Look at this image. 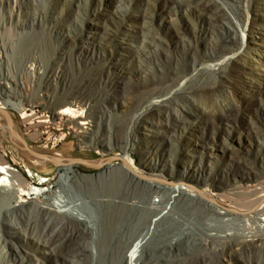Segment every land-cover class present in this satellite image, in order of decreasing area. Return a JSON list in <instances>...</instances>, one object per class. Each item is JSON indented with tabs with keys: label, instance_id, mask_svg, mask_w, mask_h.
<instances>
[{
	"label": "bare ground",
	"instance_id": "obj_1",
	"mask_svg": "<svg viewBox=\"0 0 264 264\" xmlns=\"http://www.w3.org/2000/svg\"><path fill=\"white\" fill-rule=\"evenodd\" d=\"M252 3L258 10L264 8V0H252ZM144 6L149 7L147 1ZM123 9L121 6L109 11L98 7L89 9L82 27L66 33L64 46L54 56L45 61L39 54L26 55L25 59L36 57L39 64L33 74L26 66L21 82L7 77L3 69L7 58L0 55L1 78L7 79L0 82V118L3 117L1 109L12 105L22 113L24 121L34 127L37 122L50 121L51 114L56 115L70 123L83 149L95 147L101 152L112 139V123L106 118L107 114L111 117V107L123 103L121 97H129L133 114L127 118V135L123 141L129 144L138 137V132L142 133L141 139L149 147L143 157L157 159L143 164L153 176L159 177L174 172L170 158L183 143L181 135L171 133L173 130L195 127L206 114L217 116L220 127L229 126L225 131L235 139L230 127L239 123L245 109L242 97L248 93H251L252 104L262 111L259 121H253L251 127L257 128V134H264V72H257L259 65L252 61L254 47L247 45L236 51V45L222 50L220 45H214L208 55L216 58L219 52L224 58L204 66H200L195 54L199 52L204 35L214 32L234 39L243 21L241 9L234 11L239 21L221 0H156L152 12L139 8L135 14L123 12ZM184 9L196 17L198 24L186 44L185 53L170 58L165 66H153L147 81L138 87L130 88L126 75L122 80L117 79L113 74L115 59L125 54L117 50L120 45L116 40L119 33H128L127 20L148 22L145 26L150 31L143 32L145 37L140 39L144 44L136 46L135 52L153 60L144 46H162V34L169 29L167 18ZM259 17L264 19L262 11ZM259 25L264 24L259 22L255 26ZM87 26L96 28L98 34L85 33ZM262 33L264 35V31ZM82 34L93 39L91 50L96 52L97 62L77 67L74 45L83 38ZM3 47L0 38V48ZM136 53L132 52L130 57H135ZM259 53L262 55L259 64H264V51ZM222 68L229 71L222 73ZM252 73H258V77L249 78L247 74ZM228 82L237 90L239 85L244 87L237 92L240 95L237 99L221 93ZM37 89L42 92L39 96L35 94ZM112 91L115 94L110 96ZM217 95H222L220 102L215 99ZM104 100H109L110 105L105 106ZM39 102L44 104L42 114L36 109ZM38 135V131L32 133L33 137ZM199 137L204 141L211 138L201 133ZM14 143L22 150L31 171L37 165L45 170L50 168V162L35 155L23 141L14 139ZM27 143L32 149L61 161L64 170L58 173L60 189L50 191L44 198L47 186L35 183L0 151V264H28V259H33L32 253L19 243L22 234L30 237V247L44 246L45 253L50 254L55 264H108L109 260L102 262V259L109 254V264H226L227 257L248 260L241 264H264V172L246 167L241 175L248 181L246 186L253 196L245 203L232 200L230 208L234 212H231L219 199L222 190L244 185L232 169L221 171V179L225 181L219 184L214 183L216 177L211 172L201 173V177L195 178L204 183L202 193L198 194L188 185L159 186L142 178L138 172L144 174V169L135 166L128 153L96 176H87L80 171L81 166L78 170L73 164L75 156L70 153V146L59 148L58 142L39 146L29 140ZM201 145L206 150H202L200 158L217 157L208 144ZM233 154L235 158H247L241 152ZM261 159L264 162V153ZM86 165L92 168L99 163ZM44 177L48 178L45 174ZM90 207L99 209L101 230L85 214ZM172 221L198 229L199 240L186 235L185 246L171 238L163 245L150 248L148 245L159 226ZM171 228L164 230L165 236L168 237ZM95 256L101 261L95 263ZM34 259L33 264H41L39 256Z\"/></svg>",
	"mask_w": 264,
	"mask_h": 264
},
{
	"label": "rangeland",
	"instance_id": "obj_2",
	"mask_svg": "<svg viewBox=\"0 0 264 264\" xmlns=\"http://www.w3.org/2000/svg\"><path fill=\"white\" fill-rule=\"evenodd\" d=\"M144 1H147L149 7L145 8ZM221 1L225 8L234 16L236 21H239L238 19L240 18L237 17L234 11L236 9H241L243 21L242 24H240L239 33L234 39L226 35L221 36V34L214 32L202 37L198 47L199 52L195 53L199 58L200 66L214 63L224 58V55H219V52L216 58H211L208 55L214 45H220V50L225 47L236 45V51H240L249 45L250 47H254L252 49L255 55L252 61L255 65H259L256 68L257 72H264V64H259L261 63L260 59H262V55H260L259 52L264 51V35L262 33V31H264V19H259V14L261 11L264 13V8L258 10L252 3V0ZM155 4L156 0H133V2L130 0H104L103 2H101V0H0V38H2L4 42V47L0 48V55L4 54L7 58V63L3 66V69L6 70L7 77L10 80L17 79L19 82L24 80L22 76L26 66L31 69L32 74L35 73L39 60L36 57L25 59L26 55L28 53L39 54L45 61H47L49 57L51 58L54 56L58 50L64 46L66 33L70 30L74 32L73 30L77 31L76 29H80L86 14L92 7H98L100 10L109 11L110 9L116 10L121 6L124 8L122 10L123 12L135 14L139 12V8L152 12ZM127 5L129 7H127ZM196 21V17L188 13L186 9L180 13L174 14L172 17H168L166 22L169 25V29L162 34V46L153 44L144 46L145 51H149L153 55V60H149L146 55L137 54L135 52L136 46H142L144 44V41L140 39L141 37H145L143 32L150 31L147 26H145L148 22L136 21L134 18L128 19L125 24V29L127 28L128 33H119L116 40L120 45L117 50L125 55L118 56L115 59L113 74L120 80L126 75L130 88L142 85L143 82L147 81L146 78L150 76L149 71L153 66H165L166 63H169L168 60L170 58L185 53L186 44H188L190 37H192V31L194 32L198 26ZM259 22L263 25L262 27L260 25L255 26ZM85 30V33L98 34L96 28H92V26H87ZM82 37L83 38H80L74 45V63H76L77 67L97 62L96 52L91 50L93 39L85 38V34H82ZM132 52L136 53L135 57H130ZM228 71V68L221 69L222 73H227ZM247 75L249 78L254 79L258 77V73ZM1 77L2 74L0 73V82L2 80H7ZM234 79V77H231V80ZM194 81L196 82L197 80ZM182 82L181 80V83ZM230 83L231 82H228L222 87L221 93H227V95L234 100L240 97L237 92L239 90H244V87L239 85L237 86L239 90H237L235 86L228 85ZM41 93L42 92L38 89L37 92H35L37 96L41 95ZM112 94H115V92L112 91L110 96ZM250 94L251 93H248V95L242 97L244 98L245 109L241 114L239 123L235 125L234 128L230 127V129L235 132V139L231 137L230 133L225 131L226 128L228 130L229 126L227 127L223 124V126L220 127L219 118L217 116H207L206 114L203 117V121H198L195 127H190L181 131L173 130L171 133L181 135L183 143L180 149L176 150L170 158L169 164L175 168L174 172H169L168 176L163 177L153 176L150 169L143 164L144 161L150 162L157 159L146 160L143 157L148 152L149 147L148 144L141 139L142 133L138 132V137L135 139L133 138L129 144L123 141L124 137L127 135V118L133 114V109L130 106L132 99L129 97H121L123 103L111 107V117H108L107 114L106 118H109L112 123V139L110 145L104 150H101V152H98L95 147L83 149L80 145V138L73 127L70 126V123L56 115L51 114L50 121L37 122V125L34 127L31 123L24 121L22 113L15 109L13 105L11 108L7 109L13 116L19 132L33 145L39 146L46 142H50L51 144L58 142L59 148L70 146V153L75 156L73 164L78 170V166H81L82 169L80 171L87 176H96L114 162L119 161L120 156L128 153L132 157V163L144 169V174L138 172L139 176L142 178L154 181L159 186L173 185V183L188 185L191 191L200 194L202 193L204 183L196 181L195 178L197 176L201 177V173L207 170L216 177L214 183L219 184L225 181L221 179L223 176L221 171L232 169L237 173L238 179L244 181V185L238 188L227 187L222 190V195H220L219 199L224 202L223 207H225V209L234 212V210L230 208L232 200H239L245 203L253 196L252 191L248 190L249 188L246 186L248 181L244 180L241 175L245 173L246 167L250 166L255 171L264 172V162L261 159V155L264 153V134H257V128L251 127L253 126V121H259L262 116V111L260 108H257L256 105L252 104L250 101ZM215 99L217 102H220L222 95H217ZM103 104L108 106L110 105V101L104 100ZM36 109L42 114L44 111V104L39 102ZM104 121H106V119ZM4 125L8 126L9 129L5 128ZM262 126L264 128V124H262ZM35 131L39 132L37 137L32 136V133ZM200 133L206 136L209 134L211 138H207L205 141L201 140L199 139ZM14 139L16 140L15 133L10 128L6 117L3 115V117L0 118V141L3 142V144H0V151L6 153L8 159L29 175L35 183L47 186V191L43 194L44 198L49 196L48 193L50 191L59 190L60 187H58L57 183L58 173L60 170H64L62 167L63 164H56L48 160L50 162V168L45 170L37 165L34 166L33 171H31L28 167V160H26L22 150L14 143ZM204 142L213 149L217 157L203 156L200 158V156L203 155L202 150H206L204 145H201L204 144ZM233 152H241L246 155L247 158H235L236 154H233ZM250 152H252V154H250ZM85 158L104 159L106 162H100L99 166L86 168L88 162L80 161ZM44 174L47 175L48 178H45ZM214 183L210 184L213 188L216 187ZM205 196L208 198V195ZM85 214L91 218V221L96 223V227L98 226L99 230L102 229V218L99 209L90 207L86 210ZM209 221L212 223L216 222L211 219ZM91 225L93 224L91 223ZM197 225L199 226V224ZM169 226L172 227V230L167 237L165 236L164 230ZM154 228L155 226L152 227L153 230ZM8 229L11 231V228ZM194 229L196 228L180 226L173 221L170 224L163 223L159 226V230L153 235L148 246L154 249L156 246L167 243L171 238L181 242L182 245L185 246L187 244L186 235H191L196 241L199 240V231L198 229ZM191 231H195L196 233ZM22 236L23 239L19 243L25 248V251L32 253L31 257L33 259H28V264L34 263L35 256H39L42 259L41 264H55L50 254L45 253L44 246L38 249L30 247L28 244L31 240L30 237L25 234H22ZM106 259L109 260V264L111 254L107 257H103L102 262ZM97 261H101V258L95 256V263ZM244 261L248 262L246 258L241 257H227L224 260L226 264H241Z\"/></svg>",
	"mask_w": 264,
	"mask_h": 264
},
{
	"label": "water",
	"instance_id": "obj_3",
	"mask_svg": "<svg viewBox=\"0 0 264 264\" xmlns=\"http://www.w3.org/2000/svg\"><path fill=\"white\" fill-rule=\"evenodd\" d=\"M1 111H2V113H3V115L6 117V119H7V122H8V124H9V126H10V128L13 130V132L15 133V137H16V140L18 141H23L24 143H25V145L35 154V155H37V156H39V157H42V158H45V159H47V160H50V161H52V162H54V163H56V164H61V161H59V160H57V159H55V158H53V157H51V156H49V155H47V154H45V153H42V152H39V151H36V150H34V149H32L29 145H28V143H27V140H26V138H24L23 137V135L19 132V130L17 129V127H16V124H15V121H14V118H13V116L11 115V113L9 112V110L7 109V108H3V109H1ZM122 156H120V158H121ZM80 161H83V162H92V163H100V162H106V160H104V159H87V158H85V159H81Z\"/></svg>",
	"mask_w": 264,
	"mask_h": 264
}]
</instances>
